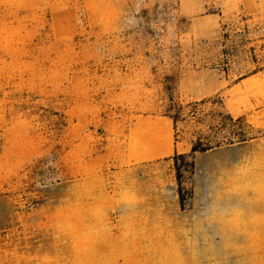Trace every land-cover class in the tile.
<instances>
[{
  "label": "rangeland",
  "instance_id": "1",
  "mask_svg": "<svg viewBox=\"0 0 264 264\" xmlns=\"http://www.w3.org/2000/svg\"><path fill=\"white\" fill-rule=\"evenodd\" d=\"M203 133L264 148V0H0V264H220L123 225L125 173Z\"/></svg>",
  "mask_w": 264,
  "mask_h": 264
},
{
  "label": "crops",
  "instance_id": "2",
  "mask_svg": "<svg viewBox=\"0 0 264 264\" xmlns=\"http://www.w3.org/2000/svg\"><path fill=\"white\" fill-rule=\"evenodd\" d=\"M201 137L204 133L182 141L177 148L156 147L148 163L125 173L124 231L134 243L166 241L174 236L180 240V235L195 232L202 259L210 254L222 258L220 264H264L262 143L225 142L192 153ZM176 152L192 153L194 161L189 210L181 205Z\"/></svg>",
  "mask_w": 264,
  "mask_h": 264
},
{
  "label": "trees",
  "instance_id": "3",
  "mask_svg": "<svg viewBox=\"0 0 264 264\" xmlns=\"http://www.w3.org/2000/svg\"><path fill=\"white\" fill-rule=\"evenodd\" d=\"M179 168V167H178ZM179 170V169H178ZM178 173L180 174V172L178 171ZM178 174V180H179V195H180V200H181V205H182V209L183 210H186V209H189V206H188V199H187V195L186 193L184 192V188H183V185H182V182L180 181V175Z\"/></svg>",
  "mask_w": 264,
  "mask_h": 264
}]
</instances>
